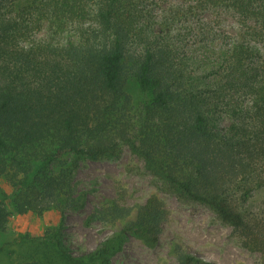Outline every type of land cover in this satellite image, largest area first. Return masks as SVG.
<instances>
[{
    "label": "trees",
    "instance_id": "obj_1",
    "mask_svg": "<svg viewBox=\"0 0 264 264\" xmlns=\"http://www.w3.org/2000/svg\"><path fill=\"white\" fill-rule=\"evenodd\" d=\"M17 1L0 0V186L10 191L0 193V232L12 213L57 215L21 264H111L128 236L158 243L167 210L156 196L96 209L89 220L123 224L93 251L75 255L62 239L67 212L85 205L80 161L123 149L264 264V199L253 205L264 191V58L246 40L264 39V0L201 1L255 26L198 78L166 37L148 32L137 0ZM72 24L74 34L60 38ZM174 254L177 264H214L181 246Z\"/></svg>",
    "mask_w": 264,
    "mask_h": 264
},
{
    "label": "rangeland",
    "instance_id": "obj_2",
    "mask_svg": "<svg viewBox=\"0 0 264 264\" xmlns=\"http://www.w3.org/2000/svg\"><path fill=\"white\" fill-rule=\"evenodd\" d=\"M201 1H136L148 32L166 37L175 55L183 62L187 61V68L191 67L197 78L206 76L215 66L218 55L229 46L230 38L235 39L255 26L254 20L244 23L242 17L229 8L206 6ZM46 31L43 27L36 38L45 37ZM74 31L75 26L68 25L60 38L67 40ZM246 40L254 48L256 57L264 58V39L247 37ZM218 123L224 128L229 125V118L222 115ZM76 185L86 193L85 205L79 211L67 212L62 229V239L75 255L93 251L101 241L122 227L120 221L103 224L96 219L89 220L96 209L111 203L134 208L156 196L167 210L158 243L147 247L128 236L111 264H177L176 246L214 264H260V255L241 248L232 230L222 225L211 212L199 205L181 202L166 192L128 149L110 158L81 160ZM1 192L10 195L9 189L3 185L0 186ZM254 195L253 205L260 206L264 191ZM135 213L133 209L127 220H133ZM56 224L57 215L52 210L41 215L10 214L4 231L0 232V264H21L33 248L32 239Z\"/></svg>",
    "mask_w": 264,
    "mask_h": 264
}]
</instances>
